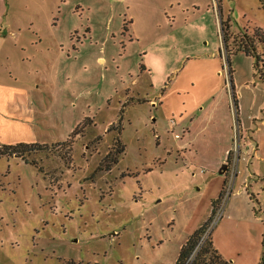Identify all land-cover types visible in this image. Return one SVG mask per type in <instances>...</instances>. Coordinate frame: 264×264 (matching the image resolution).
<instances>
[{
    "label": "rangeland",
    "instance_id": "obj_1",
    "mask_svg": "<svg viewBox=\"0 0 264 264\" xmlns=\"http://www.w3.org/2000/svg\"><path fill=\"white\" fill-rule=\"evenodd\" d=\"M221 23L232 36L264 31V0H0V89H16L0 95V147L47 145L0 157V264L176 263L229 176L221 150L185 145L182 125L225 86ZM257 51L264 62V42ZM230 61L241 163L199 249L212 241L224 259L259 264L264 127L251 117L264 116V68Z\"/></svg>",
    "mask_w": 264,
    "mask_h": 264
},
{
    "label": "crops",
    "instance_id": "obj_2",
    "mask_svg": "<svg viewBox=\"0 0 264 264\" xmlns=\"http://www.w3.org/2000/svg\"><path fill=\"white\" fill-rule=\"evenodd\" d=\"M34 33L36 35L39 34V32H34ZM19 38H22V35H20V34L18 35L17 41L19 40ZM38 38H39V36H38ZM35 42H36V40L31 41L32 44H34ZM20 44H21V42H20ZM235 74L236 73H234V71L232 70V81H231L232 82V90L233 89L236 90V85L234 86V76H235ZM202 75H203V73L201 75L197 73L196 75L193 76L192 81H194V87H195L196 84H198L197 82H199L200 85H202V84L205 85V83H207V81L203 79ZM218 75H220V71H219ZM150 86H151L152 89L154 88L153 83ZM225 86H226V84H225ZM225 86H223L222 89L219 90V92H218L219 95L218 96L212 97L209 100H207L205 102H202V103H206L208 105L204 109L203 108H199V111H200V115L199 116H193V117H191L189 119V121H186V120L182 119V125L184 126L183 131H184L185 139H186V135L190 134V139H188V141L185 143V145L192 146V147L193 146H197L198 143L200 142V139L203 137L208 142L209 147H211L212 149L213 148H215V149L219 148L221 150L220 163L222 164V166L220 167V170L222 169V167L225 164H227V162H228V153L231 151V129H230L231 128V121H230L231 119L229 117V111H228V109H229V99H228V96L225 93V90L227 89ZM224 88H226V89H224ZM13 92H16V89L5 88V87H2V89H0V95H6V94L12 95ZM220 94H222V95H220ZM158 97H161V96H158ZM131 98L134 99V97H131ZM155 99L156 98H151V99L148 100V103L150 105H153V107L158 105V103L155 101ZM161 99H162L161 103H163L164 97H162ZM150 101H152V102H150ZM218 103H219V105H218ZM230 103H231V98H230ZM221 104H224V105L220 106ZM236 105H237V108L239 110V115H240L241 114L240 109L242 110V107H241L242 101L237 97V95H236ZM218 107L221 108L222 116H220L216 112ZM224 108H225V115H224V113L222 111ZM226 110H227V113H226ZM181 115H183V114H181ZM203 121H207L206 124H204ZM242 121H243V119L240 120V122H242ZM251 121H253L255 123L256 122H260V126L257 124L258 126H257V128L255 130L256 132H260L261 131L260 127H264V116L261 119L258 116V113H256V115L251 117ZM112 123L113 122H110L107 125V127L112 125ZM242 123L246 127V129L249 128V130H250L251 123H248V124H244V122H242ZM201 124H203V125H201ZM246 140H248V139H246ZM246 146H248V141H246ZM253 151H254L255 156L257 157L258 148H255V149L253 148ZM240 163H241V157H240V159L238 161V167H239ZM249 167H250V164H249ZM228 170H229V167L227 166L226 172L224 174H219V175H225L228 172ZM235 179H238V176ZM251 179H252L251 173L249 174V172H247V171H246L245 174L242 173L241 182L240 183H242L243 189H248V190H250V189L252 190L253 189V186H252L253 182L251 183V181H252ZM263 180H264V178H263ZM225 181H226V184H227V178L226 177L220 183L221 186L219 188L220 191L218 192L219 193L218 197H219V195H220V193H221V191L223 189V185H224ZM243 189H242V191H243ZM252 196H254L253 193H252ZM216 199H214L212 202H214ZM212 202H211V205H212ZM210 213H211V209H210ZM225 260H227V259H225ZM227 261H230L231 264H237L236 260H235V262H233L232 260H227Z\"/></svg>",
    "mask_w": 264,
    "mask_h": 264
},
{
    "label": "trees",
    "instance_id": "obj_3",
    "mask_svg": "<svg viewBox=\"0 0 264 264\" xmlns=\"http://www.w3.org/2000/svg\"><path fill=\"white\" fill-rule=\"evenodd\" d=\"M223 34V41L228 46L229 42L232 40V47L231 50H229V56L227 58V63L230 66L231 69V61L230 57L232 55L243 53L248 57H252L255 60V67L259 69V64H262V67L264 68V62H262V56L257 51V43L264 42V31L261 29H256L254 31V34L244 35V36H232L230 34V28L228 23H221L220 33ZM262 74V78L264 79V73L260 72ZM231 76H232V70H231ZM232 81V79H231ZM232 87V82H231ZM233 100L236 104V97L235 94H233ZM77 131V130H75ZM75 131L72 133V136H77L78 133H75ZM71 136V137H72ZM47 145H41V144H24L20 143L17 145H7L0 147V157L4 156H16L18 158H24L26 154H32L39 151L46 150ZM226 186V181L223 185V189L219 195V197L212 202L211 205V216L209 219L192 235L189 236V238L186 240V242L183 244V246L180 249V253L178 255V258L176 260L175 264H231L230 261L225 260L217 251V249L214 248L212 241L206 242L200 249V241L205 234L206 230L208 229L210 223L212 222L213 215L215 214L217 206L220 204L221 199L224 196V189ZM262 255L260 258L259 264H264V231L262 234Z\"/></svg>",
    "mask_w": 264,
    "mask_h": 264
},
{
    "label": "built area",
    "instance_id": "obj_4",
    "mask_svg": "<svg viewBox=\"0 0 264 264\" xmlns=\"http://www.w3.org/2000/svg\"><path fill=\"white\" fill-rule=\"evenodd\" d=\"M224 65L222 67V71H220V75H223L226 79V86H230L231 87V79H232V76H231V69H230V66L229 64L227 63V60L224 56ZM233 99V98H232ZM234 102V100H233ZM155 105V104H154ZM233 108H235V103H233ZM235 110V109H234ZM238 133H239V130L237 128V138H238ZM233 153L234 154V158L231 162V164L228 166L229 167V176H228V180H227V185L225 187V190L226 192H224L225 194V198L231 194V189H232V184L233 181L235 180V178L237 177L238 173H239V169H238V161L240 159V141L238 140V142L236 143V145L234 146L233 148V151L231 150L229 153H228V160L230 159V154ZM231 182V183H230ZM231 187V189H229Z\"/></svg>",
    "mask_w": 264,
    "mask_h": 264
},
{
    "label": "water",
    "instance_id": "obj_5",
    "mask_svg": "<svg viewBox=\"0 0 264 264\" xmlns=\"http://www.w3.org/2000/svg\"><path fill=\"white\" fill-rule=\"evenodd\" d=\"M227 170V165L225 164L222 169L219 171V174H224Z\"/></svg>",
    "mask_w": 264,
    "mask_h": 264
}]
</instances>
